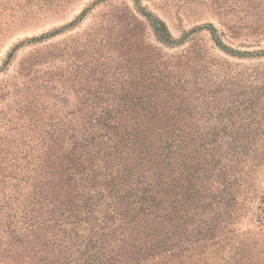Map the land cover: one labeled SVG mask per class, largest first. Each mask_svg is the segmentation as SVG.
<instances>
[{"label":"trees","instance_id":"obj_1","mask_svg":"<svg viewBox=\"0 0 264 264\" xmlns=\"http://www.w3.org/2000/svg\"><path fill=\"white\" fill-rule=\"evenodd\" d=\"M76 1L48 0L34 19ZM141 10L159 43L174 41L165 20ZM24 20L0 19L1 35ZM208 28L222 46L217 28ZM100 68L74 110L47 109L44 125L38 119L30 133L16 132L13 151L0 149V264H47L51 238L75 264H181L187 251L228 239L242 192L256 185L253 170L264 164V129L253 125L260 117L243 111L222 118L230 125L183 127L192 117L150 110L163 103L146 89L158 78L151 68L117 66L109 82L111 69Z\"/></svg>","mask_w":264,"mask_h":264},{"label":"rangeland","instance_id":"obj_2","mask_svg":"<svg viewBox=\"0 0 264 264\" xmlns=\"http://www.w3.org/2000/svg\"><path fill=\"white\" fill-rule=\"evenodd\" d=\"M46 3L0 0V19L27 21L7 38L0 33V149L13 151L16 132L30 133L38 119L37 125H44L47 109L74 110L96 66L111 69L104 76L109 82L117 66L129 70L132 62L158 77L146 82L163 101L150 108L154 113L192 117L183 127H222L230 125L223 117L247 112L260 117L253 125L264 129V0H77L34 19ZM141 9L165 20L174 41L159 43ZM12 52L11 63L4 65ZM87 65L92 68L84 73ZM26 66L30 77L22 74ZM252 176L256 185L242 192L244 205L232 212L228 239L204 253L187 251L181 264H264V164ZM53 241L47 239V264H75ZM84 262L79 258L76 264Z\"/></svg>","mask_w":264,"mask_h":264}]
</instances>
